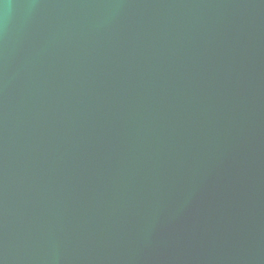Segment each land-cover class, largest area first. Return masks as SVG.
Listing matches in <instances>:
<instances>
[{"label":"water","instance_id":"95a60500","mask_svg":"<svg viewBox=\"0 0 264 264\" xmlns=\"http://www.w3.org/2000/svg\"><path fill=\"white\" fill-rule=\"evenodd\" d=\"M0 264H264V0H0Z\"/></svg>","mask_w":264,"mask_h":264}]
</instances>
